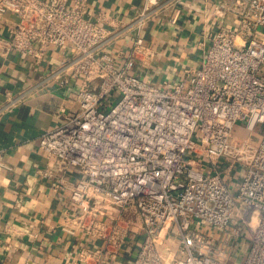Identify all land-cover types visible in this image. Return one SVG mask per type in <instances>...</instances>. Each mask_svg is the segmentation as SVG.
<instances>
[{"label":"built area","instance_id":"obj_1","mask_svg":"<svg viewBox=\"0 0 264 264\" xmlns=\"http://www.w3.org/2000/svg\"><path fill=\"white\" fill-rule=\"evenodd\" d=\"M86 6L0 0V18L17 17L7 49L38 60L68 44L70 56L49 76L79 79L77 111L38 140L54 188L76 170L71 231L97 241L68 264H107L132 236L131 264H227L243 229V264H264V0H220L214 13L235 20L216 27L184 78L159 83L132 72L149 55L142 37L117 63L107 51L114 35L86 17ZM159 6L144 0L132 24L139 30ZM0 167L10 168L1 150Z\"/></svg>","mask_w":264,"mask_h":264},{"label":"crops","instance_id":"obj_2","mask_svg":"<svg viewBox=\"0 0 264 264\" xmlns=\"http://www.w3.org/2000/svg\"><path fill=\"white\" fill-rule=\"evenodd\" d=\"M144 0H86V17L113 34L107 51L121 63L136 34L147 56H140L132 72L152 83L185 77V68L197 67L218 25L235 20L214 13L220 0H159L160 6L138 30L132 21ZM175 8L179 14L174 22ZM16 15L0 18V150L10 167H0V264H68L82 246L97 241L79 230L71 231L70 218L80 213L70 200L77 178L64 173L54 188L55 176L43 171L52 161L38 144L39 137L77 111L79 79L64 84L49 75L70 56V46L49 47L38 60L7 49L5 41ZM10 99H17L10 104ZM134 237V236H132ZM126 238L107 264H131L137 241ZM162 248V247H161Z\"/></svg>","mask_w":264,"mask_h":264},{"label":"rangeland","instance_id":"obj_3","mask_svg":"<svg viewBox=\"0 0 264 264\" xmlns=\"http://www.w3.org/2000/svg\"><path fill=\"white\" fill-rule=\"evenodd\" d=\"M232 26L234 27L235 25ZM237 243L239 245H237L235 249L231 252L227 260V264H243L245 255L249 249V241L246 230L243 229L241 231V237L239 238Z\"/></svg>","mask_w":264,"mask_h":264}]
</instances>
